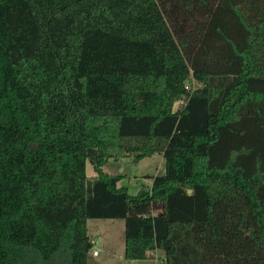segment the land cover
I'll return each instance as SVG.
<instances>
[{
    "label": "trees",
    "instance_id": "16d2710c",
    "mask_svg": "<svg viewBox=\"0 0 264 264\" xmlns=\"http://www.w3.org/2000/svg\"><path fill=\"white\" fill-rule=\"evenodd\" d=\"M155 154L136 194L102 169ZM91 219L264 264V0H0V264H87Z\"/></svg>",
    "mask_w": 264,
    "mask_h": 264
},
{
    "label": "rangeland",
    "instance_id": "374dc122",
    "mask_svg": "<svg viewBox=\"0 0 264 264\" xmlns=\"http://www.w3.org/2000/svg\"><path fill=\"white\" fill-rule=\"evenodd\" d=\"M191 86H197L193 81ZM183 103L178 101L173 105V110L181 107ZM103 171L110 175H123L124 179L119 186L128 188L130 194H136L141 185H151V179L164 171V161L161 154L146 157L133 164L128 159H108ZM88 177L95 176L91 166L86 164ZM88 235L93 240L92 249L99 253L95 259H91L90 250L87 264H163L164 252L155 250L145 260H126L124 258V220L122 219H91L87 223ZM96 242V243H95Z\"/></svg>",
    "mask_w": 264,
    "mask_h": 264
},
{
    "label": "built area",
    "instance_id": "2783aa9c",
    "mask_svg": "<svg viewBox=\"0 0 264 264\" xmlns=\"http://www.w3.org/2000/svg\"><path fill=\"white\" fill-rule=\"evenodd\" d=\"M185 89H187V90L190 89V85L187 84L186 87H185ZM92 244H93V240H92ZM91 254H92V256H97L98 253H97L96 250H93V251H91Z\"/></svg>",
    "mask_w": 264,
    "mask_h": 264
},
{
    "label": "crops",
    "instance_id": "0c3cea01",
    "mask_svg": "<svg viewBox=\"0 0 264 264\" xmlns=\"http://www.w3.org/2000/svg\"><path fill=\"white\" fill-rule=\"evenodd\" d=\"M95 250V249H94ZM92 251H93V249H92ZM99 256V253L97 254V256H92V254L90 255V258L91 259H95V258H97Z\"/></svg>",
    "mask_w": 264,
    "mask_h": 264
},
{
    "label": "water",
    "instance_id": "95a60500",
    "mask_svg": "<svg viewBox=\"0 0 264 264\" xmlns=\"http://www.w3.org/2000/svg\"><path fill=\"white\" fill-rule=\"evenodd\" d=\"M188 192H190V191H188ZM185 254H186V252H185Z\"/></svg>",
    "mask_w": 264,
    "mask_h": 264
}]
</instances>
